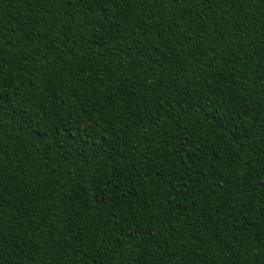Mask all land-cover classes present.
<instances>
[{
	"label": "trees",
	"instance_id": "16d2710c",
	"mask_svg": "<svg viewBox=\"0 0 264 264\" xmlns=\"http://www.w3.org/2000/svg\"><path fill=\"white\" fill-rule=\"evenodd\" d=\"M262 0H0V264H264Z\"/></svg>",
	"mask_w": 264,
	"mask_h": 264
},
{
	"label": "snow or ice",
	"instance_id": "6c2138e0",
	"mask_svg": "<svg viewBox=\"0 0 264 264\" xmlns=\"http://www.w3.org/2000/svg\"><path fill=\"white\" fill-rule=\"evenodd\" d=\"M226 2H227V0H226ZM262 2H264V0H262ZM262 86H264V84H262ZM261 255H264V252H262Z\"/></svg>",
	"mask_w": 264,
	"mask_h": 264
}]
</instances>
